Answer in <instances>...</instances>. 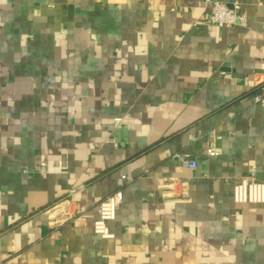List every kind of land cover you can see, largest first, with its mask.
<instances>
[{"label":"crops","instance_id":"1","mask_svg":"<svg viewBox=\"0 0 264 264\" xmlns=\"http://www.w3.org/2000/svg\"><path fill=\"white\" fill-rule=\"evenodd\" d=\"M221 1L0 0V264H264V0Z\"/></svg>","mask_w":264,"mask_h":264},{"label":"built area","instance_id":"2","mask_svg":"<svg viewBox=\"0 0 264 264\" xmlns=\"http://www.w3.org/2000/svg\"><path fill=\"white\" fill-rule=\"evenodd\" d=\"M211 5V18L212 21L220 26H234L243 25L245 23V12L243 11L242 3L235 1L232 4L221 0H209ZM264 70V63L261 64ZM261 91L255 94V100H261L264 93V82L260 87ZM208 153L215 155L218 152L214 148H210ZM180 160L189 167L197 165L196 160H189L183 155L179 154ZM123 191L117 189L107 196H105L97 205L98 216L93 223V231L103 238L114 237V234L109 228V222L115 220L119 208L123 202ZM234 201L240 204L246 203H264V181L256 178L254 174H247L242 176L233 187ZM64 202L57 203L51 207L56 210L57 214L52 219L54 224L64 221L70 217V207ZM55 208V209H54Z\"/></svg>","mask_w":264,"mask_h":264}]
</instances>
